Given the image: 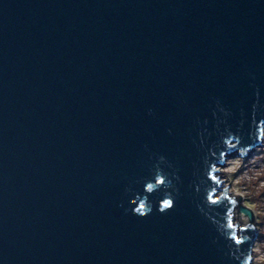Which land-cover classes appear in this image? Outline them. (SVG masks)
<instances>
[{
    "label": "water",
    "instance_id": "water-1",
    "mask_svg": "<svg viewBox=\"0 0 264 264\" xmlns=\"http://www.w3.org/2000/svg\"><path fill=\"white\" fill-rule=\"evenodd\" d=\"M263 130L264 0H0V264H252Z\"/></svg>",
    "mask_w": 264,
    "mask_h": 264
},
{
    "label": "rangeland",
    "instance_id": "rangeland-1",
    "mask_svg": "<svg viewBox=\"0 0 264 264\" xmlns=\"http://www.w3.org/2000/svg\"><path fill=\"white\" fill-rule=\"evenodd\" d=\"M228 157L219 169L226 171V173L220 172L225 189L235 195H231L237 202L234 221L240 227L248 224L247 217H245L246 224H242L239 220L243 215L238 212V207L243 205L252 210L253 225L259 232L264 233V139L253 151L242 155L237 150ZM259 241V246L264 247V236H261Z\"/></svg>",
    "mask_w": 264,
    "mask_h": 264
},
{
    "label": "built area",
    "instance_id": "built-area-1",
    "mask_svg": "<svg viewBox=\"0 0 264 264\" xmlns=\"http://www.w3.org/2000/svg\"><path fill=\"white\" fill-rule=\"evenodd\" d=\"M254 228L257 233V237L252 247V264H264V247L259 246V240H261V236H264V233L259 232L256 226H254Z\"/></svg>",
    "mask_w": 264,
    "mask_h": 264
},
{
    "label": "bare ground",
    "instance_id": "bare-ground-1",
    "mask_svg": "<svg viewBox=\"0 0 264 264\" xmlns=\"http://www.w3.org/2000/svg\"><path fill=\"white\" fill-rule=\"evenodd\" d=\"M263 137H264V130H263ZM263 137H262V140L264 139ZM262 140H261V141H262ZM253 150H254V149H252L251 151H253ZM228 158H229V157H227V158L225 159V161H226ZM219 172H222V173L225 172V173H226V171H225L224 169H222V170L219 169ZM225 187H226V186H225V184H224V180L221 179L220 191H223V189H225ZM226 191L228 192L229 195H233V194L230 193L227 189H226ZM233 196H235V195H233ZM239 220L242 221V224H246V223H247V222H246L247 220H246L245 216H241V219H240V217H239Z\"/></svg>",
    "mask_w": 264,
    "mask_h": 264
},
{
    "label": "snow or ice",
    "instance_id": "snow-or-ice-1",
    "mask_svg": "<svg viewBox=\"0 0 264 264\" xmlns=\"http://www.w3.org/2000/svg\"><path fill=\"white\" fill-rule=\"evenodd\" d=\"M168 205L166 204L165 207H167Z\"/></svg>",
    "mask_w": 264,
    "mask_h": 264
}]
</instances>
